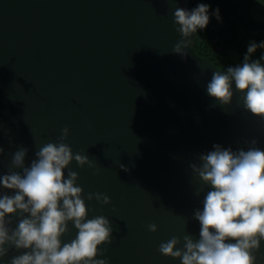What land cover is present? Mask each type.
<instances>
[{
  "label": "water",
  "instance_id": "water-1",
  "mask_svg": "<svg viewBox=\"0 0 264 264\" xmlns=\"http://www.w3.org/2000/svg\"><path fill=\"white\" fill-rule=\"evenodd\" d=\"M177 7L189 9V1L0 0V174L19 147L29 149V165L69 128L73 152L102 167L97 175L73 160L65 176L78 173L88 218L111 222L112 243L97 257L109 264H182L159 246L199 238L194 212L207 189L196 195L202 183L190 165L217 144L238 151L255 140L264 150V121L243 107L241 93L234 88L229 106L208 95L221 69L189 44L187 57L172 53L182 39ZM89 193L111 204L88 201ZM12 220L15 227L19 216ZM69 227L64 242L76 236ZM19 254L11 248L0 264ZM254 254L264 264V241Z\"/></svg>",
  "mask_w": 264,
  "mask_h": 264
},
{
  "label": "clouds",
  "instance_id": "clouds-1",
  "mask_svg": "<svg viewBox=\"0 0 264 264\" xmlns=\"http://www.w3.org/2000/svg\"><path fill=\"white\" fill-rule=\"evenodd\" d=\"M173 15L182 39L172 53L187 57V37L206 29L213 15L219 19V9L212 11L210 4L199 2L191 9L177 7ZM257 49H264V41H250L242 63L213 71L206 90L221 105L229 106L235 88L242 94L243 107L264 121V54L252 59ZM69 136L70 129L65 127L56 142L39 147L29 165L25 164L29 149L21 146L11 154L9 172L0 174V189L4 190L0 193V261L15 248L20 254L10 264H109L97 257L105 254L101 246L112 243L114 228L104 216L88 218L78 173L68 171L65 176L73 160L97 175L102 167L88 155L74 153L66 142ZM250 145L247 150L233 151L217 144L199 156V165H190L202 183L196 195L207 189L202 210L194 212L200 224L199 238L186 234L183 247H178L181 238L173 236L160 244L161 255L182 264H256L254 253L264 241V150L255 140ZM87 200L111 204L101 193H89ZM17 216L19 220L11 227ZM70 224L76 236L64 242ZM148 230L157 232V225L149 224Z\"/></svg>",
  "mask_w": 264,
  "mask_h": 264
},
{
  "label": "trees",
  "instance_id": "trees-1",
  "mask_svg": "<svg viewBox=\"0 0 264 264\" xmlns=\"http://www.w3.org/2000/svg\"><path fill=\"white\" fill-rule=\"evenodd\" d=\"M189 9L197 3L219 9V19L214 15L204 30L190 33L188 44L194 52L224 70L242 63L250 41H264V0H188ZM258 10V11H257ZM264 49H257L252 59H258ZM264 63V61H262Z\"/></svg>",
  "mask_w": 264,
  "mask_h": 264
},
{
  "label": "rangeland",
  "instance_id": "rangeland-1",
  "mask_svg": "<svg viewBox=\"0 0 264 264\" xmlns=\"http://www.w3.org/2000/svg\"><path fill=\"white\" fill-rule=\"evenodd\" d=\"M258 15L260 16V18L264 19V13H258Z\"/></svg>",
  "mask_w": 264,
  "mask_h": 264
}]
</instances>
